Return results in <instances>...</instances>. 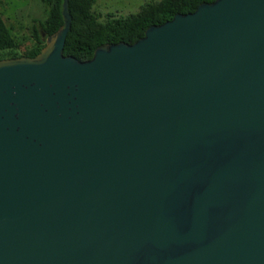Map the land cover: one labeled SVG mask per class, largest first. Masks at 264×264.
Masks as SVG:
<instances>
[{
    "label": "water",
    "instance_id": "water-1",
    "mask_svg": "<svg viewBox=\"0 0 264 264\" xmlns=\"http://www.w3.org/2000/svg\"><path fill=\"white\" fill-rule=\"evenodd\" d=\"M61 15L0 59V264H264V0L85 60Z\"/></svg>",
    "mask_w": 264,
    "mask_h": 264
},
{
    "label": "trees",
    "instance_id": "trees-1",
    "mask_svg": "<svg viewBox=\"0 0 264 264\" xmlns=\"http://www.w3.org/2000/svg\"><path fill=\"white\" fill-rule=\"evenodd\" d=\"M70 14V26L66 34L63 54L74 56L78 60L91 57L94 48L102 43L123 41L132 43L144 33L147 26L159 24L170 19L175 13L193 11L201 2L212 0H160L147 3L135 14L98 22L90 7L94 0H66ZM63 0H52L44 21L32 25V46L22 54L14 53L16 43L0 13V59L17 56H34L44 45V38L62 24Z\"/></svg>",
    "mask_w": 264,
    "mask_h": 264
},
{
    "label": "rangeland",
    "instance_id": "rangeland-1",
    "mask_svg": "<svg viewBox=\"0 0 264 264\" xmlns=\"http://www.w3.org/2000/svg\"><path fill=\"white\" fill-rule=\"evenodd\" d=\"M52 0H0L1 16L15 40L14 53L22 54L32 46V25L44 21ZM160 0H94L90 10L98 22L135 14L147 3Z\"/></svg>",
    "mask_w": 264,
    "mask_h": 264
}]
</instances>
